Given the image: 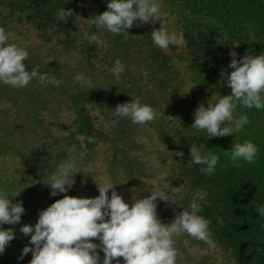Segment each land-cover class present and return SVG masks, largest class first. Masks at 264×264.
Segmentation results:
<instances>
[{"label":"trees","instance_id":"obj_1","mask_svg":"<svg viewBox=\"0 0 264 264\" xmlns=\"http://www.w3.org/2000/svg\"><path fill=\"white\" fill-rule=\"evenodd\" d=\"M156 2L167 14L163 27L182 35L183 44L166 49L154 45L150 34L160 25L151 21L128 29L127 38L103 30L104 38L102 29L89 27L80 18L84 13L90 18L105 11L106 0H0V17H14L18 24L29 26L39 43L58 48L74 63L63 72L50 63L26 61L27 70L47 72L52 82L42 84L34 79L24 88L0 83V155L16 156L24 169L45 185L56 167L75 155L73 185L66 193L50 196L47 206L64 195L96 197L99 193L80 181L79 171L94 157L98 145L108 140L125 145L135 129L147 126L169 152L171 173L185 188L176 205L156 203L162 207L157 213L163 214L162 220L170 221L173 209L190 210L192 193L203 189L207 195L198 201V214L208 220L210 238L228 255V263L264 264V217L255 211L264 203V108H244L237 102L233 116L247 115L249 123L232 135L207 139L203 130L190 127L200 104L207 107L231 93L219 76L222 69L225 74L232 70L225 67L231 59L229 51H235L237 59L245 54H264V0ZM60 8L71 9L72 16L57 21ZM0 27L7 32L6 22H0ZM84 32L95 33L106 47L90 45L83 38ZM117 60L124 65L118 79L112 71ZM29 91L66 104L73 128L54 131L41 120L32 119L26 112ZM137 98L154 109L153 121L133 124L129 118L110 112L117 104ZM16 99L20 109L12 111L7 101L14 104ZM88 106L99 116L91 115ZM245 140L257 146L256 157L252 163L241 160L240 166L234 167L223 151ZM191 144H203L202 151L211 150L219 156L213 174L204 175L199 171L201 165L191 163ZM119 163L130 171L132 161L123 152ZM188 245L191 249L208 246L194 238ZM99 255L102 260L103 253ZM116 259L123 264V258ZM176 264L203 263L176 257Z\"/></svg>","mask_w":264,"mask_h":264},{"label":"clouds","instance_id":"obj_2","mask_svg":"<svg viewBox=\"0 0 264 264\" xmlns=\"http://www.w3.org/2000/svg\"><path fill=\"white\" fill-rule=\"evenodd\" d=\"M166 15L156 0H106V10L86 21L89 27L124 38L129 36L128 29L134 25L158 22L160 27L152 29L151 40L160 49H166L169 45L184 43L182 35L170 33L163 27ZM70 16L71 9L60 8L56 13L57 21L61 22ZM10 35L0 27V83L14 88H24L34 79L42 84L51 83L47 79V72L40 73L36 68L27 70L25 62L29 56L28 50L8 43ZM82 35L90 45L106 47L95 33L84 32ZM228 55L231 59L227 68L232 70L226 75L222 69L219 76L230 87L231 93L220 96L214 104L208 103L207 107L200 104L193 113L190 127L196 131L203 130L207 139L232 135L249 123L247 115L233 116L237 102L244 108H264V54H245L239 59L235 51H229ZM112 71L118 79L124 65L117 60ZM76 79L79 80L80 76ZM110 112L115 117H127L138 125L151 122L156 116L154 109L141 104L138 98L119 103ZM111 122L117 123L116 120ZM202 149H205L203 144L199 147L191 144L190 161L202 166L199 169L202 174H213L219 156L211 150ZM257 151L254 143L245 140L232 144L231 150L223 152L234 167H239L241 160L252 163ZM83 155L79 153L80 157ZM75 160V155L66 159L51 174L46 183L51 189L50 196L69 191L74 183L73 174L77 173L74 171ZM90 171L89 167L79 172L87 174ZM96 185L98 196L64 195L40 210L34 224L21 226L19 232L28 238V244L22 248L18 259H23L30 252L29 264H121L116 259L118 257L123 258V264H176L177 250L173 246V236L177 234L186 237V247L190 238L204 241L209 248L216 247L215 241L210 238L208 220L198 214L201 211L198 201L206 197L205 190L194 191L188 206L190 210L182 209L170 223L164 224L157 216L155 201L159 198L168 205H176L174 188L169 189L168 186L167 191L152 190L149 195L129 204L114 190L110 180L105 179ZM24 211L21 202H12L9 196L0 191V226L19 224ZM255 211L259 217H264V203ZM14 238L12 228L0 227V254ZM99 253H103L102 260Z\"/></svg>","mask_w":264,"mask_h":264},{"label":"rangeland","instance_id":"obj_3","mask_svg":"<svg viewBox=\"0 0 264 264\" xmlns=\"http://www.w3.org/2000/svg\"><path fill=\"white\" fill-rule=\"evenodd\" d=\"M85 6L83 5V7ZM87 18V14L84 13L80 19L86 21ZM0 22H6L8 25L7 32L11 33L8 43L17 44L28 50L27 61L50 63L54 68L63 72L73 67L72 59L61 54L58 48L39 43L29 26L18 24L14 17L10 18L5 15L0 17ZM102 35L104 38L106 37L103 30ZM228 63L229 61L225 65L226 69H228ZM22 93L20 92V94ZM29 94L26 112L31 114L32 119L41 120L47 127H52L54 131H59L62 128H73L72 114L66 104L55 98L37 97L33 91H29ZM15 102L14 105L7 101V107L11 108L12 111H18L20 101L16 99ZM87 111L94 117L99 116L91 106L87 107ZM43 131L45 132L44 129ZM112 142L108 140L106 143L98 145L94 157L84 168L90 167L91 171L87 174L81 172L79 175L80 181H84L89 189L98 192L96 183L100 184L108 179L114 190L129 204L149 195L152 190L167 191L168 186L169 189L174 188L177 199L184 195L185 188L182 183L176 182L171 173L169 152L159 143L151 128L141 126L135 129L125 145ZM121 152L125 153L132 161L130 171H125L120 166ZM0 191L9 196L12 202H21L25 210L19 224L0 226L5 229L12 228L16 237L0 254V264H29L30 252L24 255L23 259H18L22 248L28 244V238L19 232V228L24 224H34L38 218V212L46 209L50 200V188L39 178L27 172L16 156L0 155ZM110 192L111 190H109L108 195ZM90 197L94 198V196ZM158 201L161 200L157 198L155 203ZM160 210L163 211L162 207H157V213H160ZM179 211L180 209L171 210L172 219ZM162 215L157 214L162 223L171 222L172 219L165 223L162 220ZM180 235L173 236V246L177 250L179 259L189 258L191 262L200 261L203 264H229L228 255L220 247L209 248L204 246L191 249L189 245L186 247L184 244L186 237L184 239Z\"/></svg>","mask_w":264,"mask_h":264}]
</instances>
